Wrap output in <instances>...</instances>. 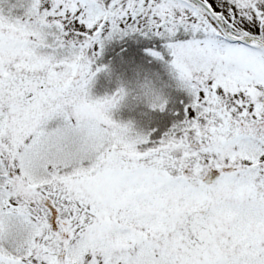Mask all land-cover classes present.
<instances>
[{
	"label": "snow or ice",
	"instance_id": "1",
	"mask_svg": "<svg viewBox=\"0 0 264 264\" xmlns=\"http://www.w3.org/2000/svg\"><path fill=\"white\" fill-rule=\"evenodd\" d=\"M133 33L183 93L149 132L90 91ZM0 264H264V0L0 7Z\"/></svg>",
	"mask_w": 264,
	"mask_h": 264
},
{
	"label": "rangeland",
	"instance_id": "2",
	"mask_svg": "<svg viewBox=\"0 0 264 264\" xmlns=\"http://www.w3.org/2000/svg\"><path fill=\"white\" fill-rule=\"evenodd\" d=\"M16 3L17 0H7V4L0 5V7H3L4 11L7 12L8 7ZM23 3L26 6L28 0H23ZM16 14H19V10L16 11ZM170 60L171 56L169 55L167 61H159L158 64L149 65L150 67H145V64H148L146 62L133 64L134 66L128 65L127 68L122 66L112 74L110 78V92L107 91L106 95L103 97L111 96L121 87L132 90L134 93L144 86H150L160 90L168 99L170 106L177 103L183 93L178 89L177 81L170 70ZM113 119L120 122H126L130 119L134 120L138 130L149 132V125L154 128L161 124L163 114L158 112L152 113L142 103L134 101L132 96H129L127 100L113 112Z\"/></svg>",
	"mask_w": 264,
	"mask_h": 264
},
{
	"label": "trees",
	"instance_id": "3",
	"mask_svg": "<svg viewBox=\"0 0 264 264\" xmlns=\"http://www.w3.org/2000/svg\"><path fill=\"white\" fill-rule=\"evenodd\" d=\"M149 51L158 52L161 59L149 55ZM167 57H169L168 50L159 38H149L138 33L112 36L104 41L103 51L95 59L93 70L96 67L103 70L98 72L92 81L90 88L92 96L103 97L107 91L110 92V78L122 66L127 68L128 65L134 66L133 64L146 62L148 64H145V67H150L152 64H158L159 61H167ZM148 129L151 131L152 126L149 125Z\"/></svg>",
	"mask_w": 264,
	"mask_h": 264
},
{
	"label": "clouds",
	"instance_id": "4",
	"mask_svg": "<svg viewBox=\"0 0 264 264\" xmlns=\"http://www.w3.org/2000/svg\"><path fill=\"white\" fill-rule=\"evenodd\" d=\"M121 89L123 90V94L118 108L127 100L129 96H132V99L134 101L142 103L150 111H152L154 106L158 107L159 105L168 102V99L164 96V94L160 90L150 86H144L139 90H136L134 93L132 90H128L124 87H121ZM123 123L131 125L133 131L142 132L141 130H138L134 120L130 119Z\"/></svg>",
	"mask_w": 264,
	"mask_h": 264
}]
</instances>
